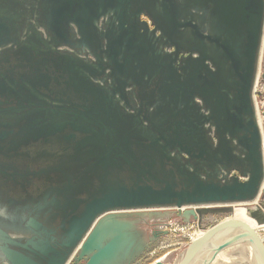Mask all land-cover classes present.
Listing matches in <instances>:
<instances>
[{
	"label": "water",
	"instance_id": "1",
	"mask_svg": "<svg viewBox=\"0 0 264 264\" xmlns=\"http://www.w3.org/2000/svg\"><path fill=\"white\" fill-rule=\"evenodd\" d=\"M185 2L202 8L213 2L211 16L222 25L221 33L205 34L194 18L183 20L179 0H48L51 39L73 47L70 27L75 26L77 43L98 58V71L92 75L99 79L106 75L111 80L112 95L87 85L71 68H64L70 64L50 56L28 62L25 77L32 87L53 102L72 105L61 108L81 112L72 114L74 118L90 120L89 114L96 113L107 133L122 129V117L115 122L109 118L113 100L132 107L127 92L134 93L140 103L136 106L141 116L138 124H145L143 118L146 128L151 126L156 136L146 137L130 127L116 144L112 135L104 136L103 140L113 145L108 150L95 133L71 124L28 134L27 124L41 119L40 115H31L13 129L0 127V161L4 164L24 162L31 172L42 170L45 174L80 169L79 177L68 178L65 184L39 183L36 187L27 181L29 186L22 185L13 195H5L16 198L20 194L26 199L31 192L44 202L52 199L64 208L71 204L56 230L30 218L27 229L34 235L25 243L12 240L0 229L1 251L9 264H65L79 245L85 264H108L121 251L123 235L108 240L101 236L102 241L98 227L92 226L111 212L181 209L247 202L257 197L264 162L252 89L264 27V0ZM110 14L112 22L101 32L96 24ZM144 15L160 30V39L142 22ZM183 36L188 38L181 45ZM206 42L214 46L213 53ZM160 46L174 47L175 52L160 53ZM186 53L188 57L181 56ZM24 92L31 94L27 89ZM119 108L121 113L123 107ZM134 119L130 117V125ZM19 138L24 141L21 146L16 145ZM13 146L17 150L10 151ZM46 147L56 152L45 151ZM234 172L246 180L232 176ZM91 173L103 179L87 193L88 186L80 181ZM257 212H252L256 220ZM235 227L246 231L264 264V243L256 231L232 220L217 224L192 241L181 264H190L212 237Z\"/></svg>",
	"mask_w": 264,
	"mask_h": 264
},
{
	"label": "rangeland",
	"instance_id": "2",
	"mask_svg": "<svg viewBox=\"0 0 264 264\" xmlns=\"http://www.w3.org/2000/svg\"><path fill=\"white\" fill-rule=\"evenodd\" d=\"M179 2L181 5L180 12L183 20H187V18H194L196 22L199 23L201 29L205 33L207 32V34L217 36L221 33L223 30L222 25L211 16L213 2L208 3V5H205L207 7L203 8L201 5H186L185 0H179ZM49 7L48 0H0V43L6 41L7 37H10L7 44L5 43L0 46V127L13 129L19 126L21 122L31 115H40L42 116L41 119H36V122L31 121L29 124H27L28 126H26V128L29 129L28 134L32 131H40L41 133H44L42 131L50 127H52L54 131L64 127L67 124H71L78 129H84L95 133L97 139L102 138L101 145L104 147V149L108 150L112 149L113 145L109 146L103 140L104 136L109 134L112 135L114 137L113 143L116 144L124 136L126 130L130 129V127H132L133 130L136 129L137 131L142 132V134L144 133L146 137H155L156 134L153 132L151 126L146 128L147 123L143 120V118L142 123L145 124H138L140 122L139 119L141 116L138 114L139 111L137 110L136 106H139L140 103L136 99L134 93L127 92L132 107L127 106L121 99V101L113 100V104L111 106L109 105L111 112L109 118L113 119L112 121L115 122L116 119L120 120L122 117V122H119L122 129L110 130L107 133L102 127H100L99 118L96 116V113L89 114L91 116L89 118L90 120L78 117L74 118L72 114L81 112H79L77 109H71L73 111H68L61 108H69L72 105L68 106V104L65 103L53 102L47 97L41 96L36 92L34 87H32L28 79L25 77L29 68L28 62L32 61L36 63L40 61V58L43 59L44 56H50L56 60L59 59L61 62L64 60L66 63L70 64L71 66H64V68H71L75 76L81 78L87 85L106 91L109 97L112 95L109 93L111 88L108 85L111 80L107 78L106 75L102 79L96 78V76L92 75V71H98V66L96 64L98 62V58L93 53L90 54V52H88L84 46L77 43L78 36L77 33H75L77 31L75 26L71 25L70 27L74 32L71 36V39H73L75 43L73 47L65 46L62 41L56 38L51 39L52 33L49 29L50 16L48 14ZM110 19L111 14L102 17L100 21H106L110 23ZM141 20L143 23H146L149 26L151 32H156L155 34L157 38H161V32L155 28L151 18L144 15L141 17ZM96 26L101 28L102 23L98 22ZM104 28L105 27H103V29L100 31L103 32ZM187 38L188 37L185 38L184 36L181 37L179 44L182 45L184 40L186 41ZM205 45L207 49L211 50V53L214 52V46L207 42ZM160 48V53L173 54L175 52L174 47L160 46ZM181 56L188 57V53ZM261 56V64H258L260 76L257 88L253 94V99L255 97V105L257 107L259 117L262 119L261 122L259 120V123H261L260 127L264 136V45ZM193 57L197 58V55L193 54ZM209 66L212 70H214V67L211 65V63H209ZM25 89L31 93L30 95H38L41 100H37V98H39L38 96L34 97L26 95L25 93L27 92H24ZM197 102L202 106V102L200 100H197ZM56 106L58 108L54 109ZM119 106L123 107L121 113L119 112ZM122 111L124 112V115H121ZM148 112L151 114L150 110ZM69 114L72 117H70ZM130 117H136L131 125ZM159 123L160 122H156V124ZM19 133L20 137L21 131ZM23 135H27V133L23 132ZM23 142L24 141H21V138H19L16 140V145L21 146L23 145ZM215 142L216 139H214V143ZM17 146H13L10 151L14 149L17 150ZM116 146L120 147L119 145ZM0 169L2 168L0 167ZM233 175L239 177L241 181L246 180V178L242 177L236 172H234L232 176ZM6 178H0V229L7 233L12 240L19 243H25L29 239H32L34 235L31 233V231H29V229H27V224L30 218H34L35 220L41 222L48 229L56 230V228L59 226L62 216H64L67 211L71 209V204L68 206V208H64V206L60 205V202L58 203L52 199L48 200V202H44L43 199L38 200L33 194H31V192L30 196L26 199L21 197L20 194L16 196V198L6 197L5 195L7 194L5 193V188H7L8 185H6L5 183L7 182H4L3 180L7 181L10 177L7 180ZM8 181L11 182V180ZM1 182H4V187L2 186ZM261 188L262 189L259 191V196L251 202L247 201L235 204L209 206L196 205L183 207L185 209H178L176 207H162L115 211V215H127V213L128 215H132L129 218V221H132L135 224V227L132 228V234L128 233L129 236H126V238L129 239L128 243H126L127 245L124 244L125 241L123 242L122 250L125 251V256H127L126 254L129 252L133 251L134 253L133 256L130 257L128 263L125 264H157L158 262L163 264L182 263L190 244L192 241L194 242V238H196L199 234L210 230L219 223L225 222L230 218L238 217L239 215L241 216L243 209H246L250 212L258 211V221L253 217V225H264V184H262ZM76 196L77 194H75V196L71 199H74ZM151 212H159L163 215L150 216L148 213ZM188 212L192 213L193 215L188 216ZM140 214H142L143 217ZM110 215L111 213L104 217L106 218ZM100 221L96 224V226H98ZM133 231L135 233H133ZM9 232H11L13 237L9 234ZM259 234L261 235L262 241L264 243V226L259 228ZM113 235L114 233H111L105 236V239L108 240L113 237ZM132 235L135 236V239ZM55 237H57V240H59L58 235H55ZM141 245L144 246L141 247ZM240 245L233 246L232 248L228 249H222L221 252L223 255L225 253L227 257L235 258V255H237V253H239L243 247L247 254H251V251L249 252L250 248L246 243ZM118 256L111 264L118 262ZM214 261H216V259L208 258L205 260V264L208 262V264H212ZM5 262L8 261L1 251L0 243V264L9 263ZM85 263L86 258L80 259L79 245V247L73 251V254L69 258L68 264Z\"/></svg>",
	"mask_w": 264,
	"mask_h": 264
},
{
	"label": "bare ground",
	"instance_id": "3",
	"mask_svg": "<svg viewBox=\"0 0 264 264\" xmlns=\"http://www.w3.org/2000/svg\"><path fill=\"white\" fill-rule=\"evenodd\" d=\"M110 21L112 22V15H111ZM99 22L102 23V27L101 28L97 27L100 30H102L103 27H107V26H109L111 24V22L108 23L106 21H103V22L99 21ZM263 26H264V23H263ZM263 30H264V27H263ZM205 34H207V32ZM263 45H264V36L262 34L261 42H260V48H259V53H258V59H257L256 75H255V80H254L253 89H252V99H253V94L255 92V89L257 88L258 81H259V76L260 75H259V66H258V64L261 61V57H262L261 55H262V52H263ZM254 99H255V97H254ZM254 99H253V107H254V111L256 112L255 113V115H256L255 119L257 117L256 123H258L257 125H258V127H260L261 123H259V120L261 122L262 119H260V117L258 115ZM260 131H261V127H260ZM212 137L214 138V129L212 131ZM262 141H263V145H264L263 133H262ZM45 151L56 152V149L52 150L51 147H46ZM262 152H263V150H262ZM263 162H264V156H263ZM0 167L3 170H5V171L15 172L17 174V176H15V174H13L11 176V174H9L8 172H5L2 169H0V178L2 177L4 179L6 177H8V178L10 177L9 179L6 178V180L7 179L11 180V182H9L8 180L7 181L3 180L4 182H7L5 184L8 185L7 188H5V193L7 195H10V196L13 195L14 192H18L20 190L19 188H21L22 185H28L29 186V184H35V186L37 187V186L40 185L39 183H51V182L52 183H56V182H59V183L65 184V181H68V178H72L73 179L74 177H79L78 173L80 171V169L77 171L76 168H74V169L70 168L69 170H67V172L60 171L59 173H56V174H45L42 170L38 171V172H31V168L29 169L27 164L24 163V162H22L21 164H17V163H5L4 164L2 161H0ZM32 169H34V168H32ZM18 175H21V176H18ZM94 175H95V173H91L87 177H84V179L82 178V180L80 181L82 184L85 182L86 185L88 186L89 189H87V193H89L90 191L94 190L99 185L100 179H103L101 176H99L96 179ZM43 179H44V181H41ZM27 181H28L29 184H26ZM45 181H48V182H45ZM4 182H1L3 187L5 185ZM263 182H264V177H263ZM263 182H262V184H264ZM262 184H261V186H262ZM261 186H260V190L262 189ZM23 191H24V188H23ZM259 194L260 193H258L257 197L259 196ZM237 203H243V202H237ZM226 204H235V203H226ZM209 205H221V204H206L205 206H209ZM183 209H185V208H183ZM141 212H143V211H141ZM252 212H255V211H251L250 212V211H248L246 209H243L242 213H241L242 214L241 216L237 215L238 217L230 218V219H228L226 221L232 220V221H237V222H241V223H244V224L248 225L251 229L256 231V233L258 234V236L260 237V239L262 241V237L259 234V228L263 227L264 225L256 224L258 227L253 225ZM115 213L116 212H111V215L106 217V218L104 216L101 217L100 219H98L93 224L92 228L94 229V228L98 227V232L100 233V240L102 238L104 240H106L105 236H107V235H109L111 233H114V235L110 239H113L118 234H121V235H123V242L125 241L124 244H126L129 241V239H127L126 236H129L128 233L132 234V228L135 227L134 226L135 224L132 221H129V218L132 215H130V214L128 215V213H127V215H115ZM142 214H140V215L142 216ZM148 214H150V216H161V215H163L162 213H159V212L158 213L157 212L156 213L155 212H151V213H148ZM254 219H255V217H254ZM99 221H100V223L98 224V226H96V224ZM133 230H135V229H133ZM133 233H135V232L133 231ZM205 233L206 232L199 234L193 240L196 241L197 239L201 238ZM9 234L12 236L11 232H9ZM133 235H135V234H133ZM101 236H102V238H101ZM133 237L135 239V236H133ZM103 239H102V241H104ZM126 239H127V241H126ZM243 243H246L248 245V247L250 248L249 252L251 251V254H247V252L243 249V247H242L241 251L239 253H237V255H235V258L227 257L225 253H224V255H225L224 256L222 254V252H221L222 249L232 248L233 246H237V245L239 246L240 244H243ZM139 246H140V244H139ZM143 246L141 245V247H143ZM238 249H240V248H238ZM230 250H232V249H230ZM124 253H125L124 250L118 252L119 256H118V254L116 255V257L118 256V258H117L118 262H115L114 264H123V263L125 264V263H128V261L130 260V257H132L133 254H134L133 251L129 252L128 254H126L127 256H125ZM216 253H217V255H216ZM72 254H73V251L69 255V257H68V259H67L65 264H68L69 258L71 257ZM116 257L108 264H111L116 259ZM208 258L216 259V261L212 262V264H261L259 255H258V253L255 250V246L253 244L252 239L249 237V235L246 234V231L244 229L237 228V227L230 228L227 231H225L224 233H221V234H219L217 236L212 237L207 242V244L203 247V249H201L199 251V253L196 254L195 258L192 260V262L190 264H205V260L208 259ZM5 263H8V262H5Z\"/></svg>",
	"mask_w": 264,
	"mask_h": 264
},
{
	"label": "flooded vegetation",
	"instance_id": "4",
	"mask_svg": "<svg viewBox=\"0 0 264 264\" xmlns=\"http://www.w3.org/2000/svg\"><path fill=\"white\" fill-rule=\"evenodd\" d=\"M256 109H257V107H256ZM257 112H258V110H257ZM259 115V114H258ZM177 264H181V263H177Z\"/></svg>",
	"mask_w": 264,
	"mask_h": 264
}]
</instances>
